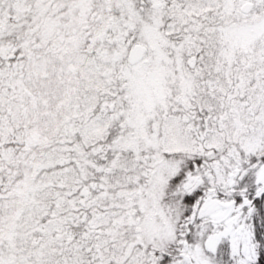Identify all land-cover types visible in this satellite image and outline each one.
Wrapping results in <instances>:
<instances>
[{"label": "snow or ice", "instance_id": "6c2138e0", "mask_svg": "<svg viewBox=\"0 0 264 264\" xmlns=\"http://www.w3.org/2000/svg\"><path fill=\"white\" fill-rule=\"evenodd\" d=\"M0 264H264V0H0Z\"/></svg>", "mask_w": 264, "mask_h": 264}]
</instances>
